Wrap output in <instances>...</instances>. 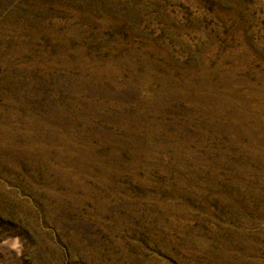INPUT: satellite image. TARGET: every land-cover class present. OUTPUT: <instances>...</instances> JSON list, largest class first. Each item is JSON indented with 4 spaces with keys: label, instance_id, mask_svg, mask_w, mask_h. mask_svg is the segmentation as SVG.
I'll use <instances>...</instances> for the list:
<instances>
[{
    "label": "rangeland",
    "instance_id": "1",
    "mask_svg": "<svg viewBox=\"0 0 264 264\" xmlns=\"http://www.w3.org/2000/svg\"><path fill=\"white\" fill-rule=\"evenodd\" d=\"M0 264H264V0H0Z\"/></svg>",
    "mask_w": 264,
    "mask_h": 264
}]
</instances>
